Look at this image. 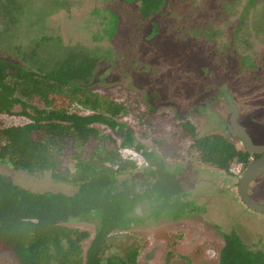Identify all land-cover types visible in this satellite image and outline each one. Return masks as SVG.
Segmentation results:
<instances>
[{"label": "rangeland", "instance_id": "rangeland-1", "mask_svg": "<svg viewBox=\"0 0 264 264\" xmlns=\"http://www.w3.org/2000/svg\"><path fill=\"white\" fill-rule=\"evenodd\" d=\"M21 1L19 21L0 40V60L25 65L21 52L42 38L49 49L94 55L98 59L88 91L120 103L124 109L117 121L180 178L186 211L176 220L147 219L119 232L108 253L136 247V264H218L224 236L232 233L250 251L264 252V215L245 208L237 194L245 168L234 162L225 173L204 164L193 138L180 136L182 123L189 121L196 136L221 135L246 150L227 131L228 97L238 112L237 124L254 144L264 145V0H164L162 9L147 18L134 0ZM65 105L78 111L71 101ZM20 111L16 106L12 115L0 114V129L27 122ZM96 128L136 163L117 175L118 183L138 188L140 171L149 167L145 158L123 147L116 130L103 124ZM0 175L37 192L72 195L77 190L55 182L50 171L29 173L7 162L0 161ZM249 196L264 203V174L250 184ZM148 209L140 205L134 215L145 217ZM63 224L90 234L82 243L85 252L96 221ZM5 259L0 252V263Z\"/></svg>", "mask_w": 264, "mask_h": 264}, {"label": "trees", "instance_id": "trees-1", "mask_svg": "<svg viewBox=\"0 0 264 264\" xmlns=\"http://www.w3.org/2000/svg\"><path fill=\"white\" fill-rule=\"evenodd\" d=\"M134 1L141 2L144 18L164 6V0ZM23 9L21 0H0V40ZM20 55L25 65L0 60V114L12 115L19 106L28 121L0 129V161L29 173L50 171L55 182L77 190L72 195L37 192L0 175L3 264H136V247L108 253L111 241L147 219L176 220L182 215L187 203L178 174L170 172L155 152L136 143L117 121L124 109L120 103L88 91L98 58L80 49H49L46 38ZM67 101L78 111L70 112ZM98 124L116 130L123 147L145 158L149 167L140 171L138 188L118 183L117 175L134 169L136 163L126 160L116 140L98 131ZM180 134L193 138L202 163L225 173L234 162L246 168L253 155L259 156L237 149L221 135L195 137L189 121L182 123ZM140 205L149 207L145 217L134 215ZM76 220L97 223L85 252L82 243L90 234L63 224ZM224 241L218 264H264V252L247 249L238 234L225 235Z\"/></svg>", "mask_w": 264, "mask_h": 264}, {"label": "water", "instance_id": "water-1", "mask_svg": "<svg viewBox=\"0 0 264 264\" xmlns=\"http://www.w3.org/2000/svg\"><path fill=\"white\" fill-rule=\"evenodd\" d=\"M226 104L232 111L229 130L231 134L240 139L242 145L248 152L260 153L261 156L252 160L250 164L242 171L238 179L237 194L239 201L249 211H254L264 215V203L257 202L249 196L250 184L259 176L264 174V145L254 144L245 130L237 124V110L231 100L225 97Z\"/></svg>", "mask_w": 264, "mask_h": 264}, {"label": "flooded vegetation", "instance_id": "flooded-vegetation-1", "mask_svg": "<svg viewBox=\"0 0 264 264\" xmlns=\"http://www.w3.org/2000/svg\"><path fill=\"white\" fill-rule=\"evenodd\" d=\"M152 15V14H151ZM150 17V16H149ZM238 30V29H237ZM225 98V97H224ZM225 103H226V99H225ZM226 106H227V104H226ZM227 108H228V110L230 111V115H229V118H228V123H229V125L227 126L228 128H227V131H228V133H230L231 134V132H230V130H229V126H230V118H231V115H232V111L229 109V107L227 106ZM237 119H238V112H237ZM212 135V134H211ZM232 135V134H231ZM208 136V135H207ZM233 136V135H232ZM195 137H201V136H196L195 135ZM203 137V136H202ZM205 137V136H204ZM225 138V137H224ZM251 139V138H250ZM228 140V139H227ZM240 140V139H239ZM229 141V140H228ZM241 141V140H240ZM252 141V140H251ZM132 151H135L134 149H131ZM257 154H259V156L258 157H260L261 156V154L260 153H257ZM258 157H256L255 155H253L252 157H251V159H250V161H252V160H254V159H256V158H258ZM224 244H225V241H224ZM223 247V246H222Z\"/></svg>", "mask_w": 264, "mask_h": 264}, {"label": "built area", "instance_id": "built-area-1", "mask_svg": "<svg viewBox=\"0 0 264 264\" xmlns=\"http://www.w3.org/2000/svg\"><path fill=\"white\" fill-rule=\"evenodd\" d=\"M240 166L244 167L242 164H241ZM240 172H241V170L238 171V174H239Z\"/></svg>", "mask_w": 264, "mask_h": 264}]
</instances>
